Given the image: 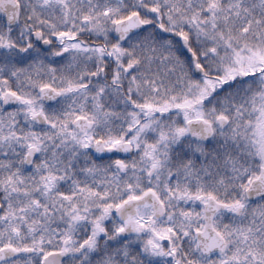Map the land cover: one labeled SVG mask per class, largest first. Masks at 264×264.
I'll list each match as a JSON object with an SVG mask.
<instances>
[{
	"label": "snow or ice",
	"instance_id": "6c2138e0",
	"mask_svg": "<svg viewBox=\"0 0 264 264\" xmlns=\"http://www.w3.org/2000/svg\"><path fill=\"white\" fill-rule=\"evenodd\" d=\"M0 264H264V0H0Z\"/></svg>",
	"mask_w": 264,
	"mask_h": 264
}]
</instances>
